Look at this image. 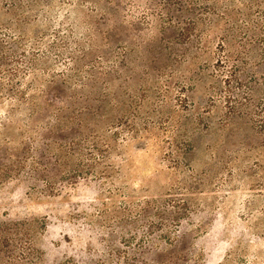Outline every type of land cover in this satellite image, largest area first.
<instances>
[{"label":"rangeland","instance_id":"rangeland-1","mask_svg":"<svg viewBox=\"0 0 264 264\" xmlns=\"http://www.w3.org/2000/svg\"><path fill=\"white\" fill-rule=\"evenodd\" d=\"M263 109L264 0H0V264H264Z\"/></svg>","mask_w":264,"mask_h":264},{"label":"trees","instance_id":"trees-1","mask_svg":"<svg viewBox=\"0 0 264 264\" xmlns=\"http://www.w3.org/2000/svg\"><path fill=\"white\" fill-rule=\"evenodd\" d=\"M263 112H264V109H263ZM68 158H69L68 157V154L65 151H62L61 149H59V154H58L57 159L58 160L66 161ZM13 258H15V257H12V255L11 256H8L6 258V262L9 261V260H12Z\"/></svg>","mask_w":264,"mask_h":264}]
</instances>
